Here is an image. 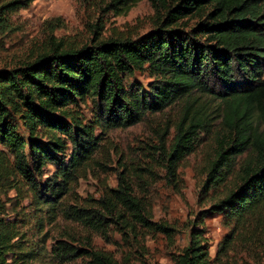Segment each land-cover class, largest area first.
Segmentation results:
<instances>
[{"label": "trees", "instance_id": "trees-1", "mask_svg": "<svg viewBox=\"0 0 264 264\" xmlns=\"http://www.w3.org/2000/svg\"><path fill=\"white\" fill-rule=\"evenodd\" d=\"M190 16L196 21L189 28L184 19ZM3 17L1 30L7 27ZM136 72L152 80L128 84ZM176 103L179 120L159 146L169 175L177 179L200 133L217 120L205 188H219L236 173L234 188L208 210L227 212L234 221L219 248L220 263L232 264L230 253L238 248L264 247V0H177L156 28L136 39L82 47L56 43L0 69V264L44 263V248L29 231L41 235L46 218L53 223L62 217L102 235L115 226L122 235L172 236L175 229L154 219L151 203L136 194L126 172L99 197H76L75 186L99 163L107 131L136 125ZM50 164L56 169L44 178ZM131 178L142 180L139 174ZM81 251L94 264H117L107 253L62 239L54 257L71 259ZM175 262L212 264L203 229L192 230Z\"/></svg>", "mask_w": 264, "mask_h": 264}, {"label": "rangeland", "instance_id": "rangeland-1", "mask_svg": "<svg viewBox=\"0 0 264 264\" xmlns=\"http://www.w3.org/2000/svg\"><path fill=\"white\" fill-rule=\"evenodd\" d=\"M13 1L16 2L10 5ZM176 2L0 0V18L4 16L7 20V27L0 29V69L31 60L56 43L62 47H82L96 40L136 39L156 28L167 9ZM184 21L190 28L196 19L190 16ZM151 80L147 72H136L134 76H128L127 83L140 81L147 86ZM213 103L217 105V102ZM180 106L176 103L163 112L147 115L136 125L107 131L102 151L96 155L99 163H94L75 186L76 197H99L106 186H118L120 173L126 172L131 177L139 174L141 181L130 177L136 194L151 203L155 220L166 221L175 229L172 236L163 233L139 237L122 235L115 226H110L107 234L102 235L62 217L53 223H48L46 218L41 235L36 229L29 231L31 239L44 248L46 261L41 264H94L92 257L84 256L83 251L71 259L55 258L54 246L60 239L81 249L107 253L117 264H176L175 256L188 245L195 228L203 229L208 238L212 264L222 263L217 254L234 221L227 212L208 210L234 188L236 173L219 188H205L208 166L215 156V136L220 127V120H217L210 131L200 133L196 151L182 160L177 179L169 175L165 154L159 146L162 137L167 136V132L164 134L167 127L178 122ZM169 131L172 135L173 129ZM171 135L166 143L167 150L170 149ZM244 157H239V161ZM55 169L52 164L47 166L44 178ZM40 238L45 239L40 241ZM250 249L232 251V264H264V247H253L247 254Z\"/></svg>", "mask_w": 264, "mask_h": 264}]
</instances>
